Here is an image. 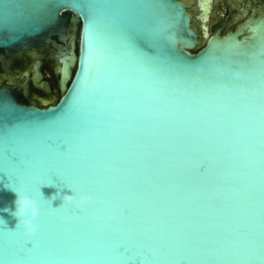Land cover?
Wrapping results in <instances>:
<instances>
[{"label":"water","instance_id":"1","mask_svg":"<svg viewBox=\"0 0 264 264\" xmlns=\"http://www.w3.org/2000/svg\"><path fill=\"white\" fill-rule=\"evenodd\" d=\"M262 39L264 0H0V52L56 45L60 74L42 108L0 87V264H39L9 178L38 202L31 239L64 264H119L121 244L153 264H248L264 248V73L242 66L264 61ZM63 176L96 202L52 217Z\"/></svg>","mask_w":264,"mask_h":264},{"label":"snow or ice","instance_id":"2","mask_svg":"<svg viewBox=\"0 0 264 264\" xmlns=\"http://www.w3.org/2000/svg\"><path fill=\"white\" fill-rule=\"evenodd\" d=\"M91 16L88 19V23H92ZM258 53L261 56H264V39L259 41L258 45ZM93 57H92V47H91V40L86 43H84V51L82 56V67L80 73H78L79 77L81 76L82 72L87 71L88 64L91 63ZM250 66L259 67L261 68V73H264V61H256L252 63H248L242 66V69H248ZM257 73V74H261ZM75 105H69L67 109H65L64 113H61V115L53 117L52 119L46 121L45 125H56L62 123V118L64 115L67 114V111L74 110ZM10 111V109H9ZM3 114L0 113V126H3ZM18 125H11L9 122L8 130H12L14 127ZM31 130V129H29ZM63 180L65 186L74 193L77 198L80 196H87L90 198V203H87L86 205H92L96 201L94 200L93 196L94 194H90L84 190V188L81 186V183L77 181L76 179L69 177V176H63L61 177ZM9 180L14 181L12 183H9L6 185V187L10 188L11 190H18L21 187H23L27 193L31 190V187L28 183H26L23 180L20 179H14L9 178ZM23 181V183H22ZM68 205L61 204L58 208H53L51 201L47 202L46 207L48 209L49 216L57 217L58 212L66 208ZM85 206H83L80 210L84 209ZM75 215V214H73ZM93 220H99V217L93 216L91 217ZM17 228H19V225H16ZM7 231V226H6ZM22 236L27 237L22 245L21 251L23 252L24 256L28 260H36L39 262V264H46L47 260H54L56 264H64L63 261L57 260L56 255L51 248H43L39 242L33 241L31 237L34 235L28 236L21 233ZM112 256L119 261V264H153V262L157 259L156 253L153 252L151 249H144L142 247L136 246V245H116L109 249ZM248 264H264V248H252L249 250L247 256L245 257Z\"/></svg>","mask_w":264,"mask_h":264},{"label":"flooded vegetation","instance_id":"3","mask_svg":"<svg viewBox=\"0 0 264 264\" xmlns=\"http://www.w3.org/2000/svg\"><path fill=\"white\" fill-rule=\"evenodd\" d=\"M59 46L63 42L56 38ZM56 45L13 55L0 52V87L13 89L20 102L42 108L60 92Z\"/></svg>","mask_w":264,"mask_h":264},{"label":"clouds","instance_id":"4","mask_svg":"<svg viewBox=\"0 0 264 264\" xmlns=\"http://www.w3.org/2000/svg\"><path fill=\"white\" fill-rule=\"evenodd\" d=\"M15 193L14 211L12 215L17 219V225L22 227V234L34 235L37 231L38 225L34 221L39 216V205L36 199L32 198L27 191L21 187L18 190H12ZM59 198L63 204L71 205L73 214L79 211L87 203H90V198L87 196H77L70 192L58 193ZM55 197V196H53Z\"/></svg>","mask_w":264,"mask_h":264},{"label":"rangeland","instance_id":"5","mask_svg":"<svg viewBox=\"0 0 264 264\" xmlns=\"http://www.w3.org/2000/svg\"><path fill=\"white\" fill-rule=\"evenodd\" d=\"M78 28H79V25L77 24L76 27H75V29L72 30L71 31L72 33L69 35L70 37H74L75 38L76 43H77V37H78ZM59 96H60V93L58 92V94L55 97L54 101H57V99L59 98Z\"/></svg>","mask_w":264,"mask_h":264}]
</instances>
